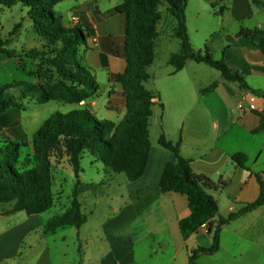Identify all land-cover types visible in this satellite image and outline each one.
<instances>
[{
  "label": "crops",
  "instance_id": "0c3cea01",
  "mask_svg": "<svg viewBox=\"0 0 264 264\" xmlns=\"http://www.w3.org/2000/svg\"><path fill=\"white\" fill-rule=\"evenodd\" d=\"M68 2L69 10L57 14L63 17L65 27L80 24L94 30L80 47L79 59L100 85L96 96L81 106H70V112L87 109L99 120L119 123L127 116L125 86L120 77L126 73L128 62L114 52L122 45L127 17L118 14L98 20L95 9L105 13L124 0ZM82 5L91 9L83 20L79 17L80 23H73L72 17ZM222 5L224 27L220 33L227 41L222 57L232 70L243 75L249 88L224 80L218 71V87L202 92L215 83L204 76L210 71L202 66L208 65L190 59L179 71L168 63L166 68L150 72L154 62L147 68L151 78L143 83L156 95L144 175L129 181L125 174H115L102 164L94 180H86L82 166L77 203L88 221L80 228L45 231L52 218L74 207L76 179L68 197L71 206L61 214L46 215L51 209L36 215L23 211L9 214L11 205L8 210H0V264H189L190 253L198 247H210L213 240L207 227L187 240L181 235L179 222L190 215L189 201L180 193L161 192L164 169L175 162L174 154L159 144L161 134L172 141L182 136V155L191 160L197 174L217 184L212 191L219 203L216 220L258 199L260 184L256 175L264 174V98L260 94L264 93V9L253 0H226ZM25 23L32 24L28 18ZM206 44L197 49L192 46L204 51ZM252 100L256 110L238 108L239 101L249 104ZM22 111L26 110L12 108L0 115V128L8 135L2 140L20 141L23 137L18 129ZM237 153L248 156L251 172L232 162L231 156ZM67 166L66 160L52 170L55 204H60L64 193L65 180L59 173ZM197 263L264 264V205L224 226L219 251L202 254Z\"/></svg>",
  "mask_w": 264,
  "mask_h": 264
},
{
  "label": "trees",
  "instance_id": "16d2710c",
  "mask_svg": "<svg viewBox=\"0 0 264 264\" xmlns=\"http://www.w3.org/2000/svg\"><path fill=\"white\" fill-rule=\"evenodd\" d=\"M97 2L98 0H92ZM214 9L219 8L220 14L225 11L222 5L226 0H205ZM61 0H0V30L2 28L1 13L22 3L28 8L27 18L32 22L36 32L51 42L60 43L63 56L69 61L68 66L60 67V74L67 81L82 87L81 95L74 103L89 100L99 93L100 85L92 72L76 57L81 45L93 35L90 26L77 24L65 27L63 17L55 12ZM217 2V3H215ZM258 6L264 1L253 0ZM175 19L173 36L180 40V52L171 55L168 63L182 70L188 60L204 63L219 71L224 80L240 84L248 89L243 75L232 70L225 58L216 60L206 44L204 51H196L191 43L187 24V0H124V3L105 13L95 9L98 20L112 18L118 14L127 17V30L122 45L117 47V55L128 62L126 73L120 77L125 86L123 95L126 99L127 116L119 123L99 120L87 109H76L69 113L52 114L35 133L32 148L34 165L31 167L17 165L23 148H28L26 141L12 139L0 141V204H9L7 213L23 211L28 215L42 214L49 211L55 204L53 192L52 170L55 164L68 162L73 169L76 185L73 190L74 207L64 214L52 218L45 231L51 232L66 226L82 227L88 217L77 203L80 177L83 172L82 160L86 153L101 162L106 169L115 174H125L129 181L140 179L147 168L151 148L150 123L153 116V100L156 95L144 86L151 75L147 68L156 60V48L160 34L158 26L162 21L160 7ZM91 6L82 5L76 9L77 15L83 20ZM80 23V22H79ZM21 27L17 24L4 39L0 34V54L7 58L21 57L9 47L15 32ZM74 53L71 57L69 52ZM260 70V68H255ZM218 87L215 82L202 92H210ZM259 94L258 91L252 90ZM264 98V93H260ZM14 108V107H11ZM3 107V110L11 109ZM5 126V125H4ZM159 144L171 151L175 162H170L164 169L160 181L163 194L180 193L187 196L190 215L179 222L184 240L208 228L213 243L210 247H198L190 253L189 264H198L199 257L213 255L220 249L222 228L264 205V174H257L260 184V195L252 203L231 213L228 217H220L219 203L212 191L215 184L209 177L197 174L192 168L191 160L182 155V136L176 141L169 140L161 134ZM237 166L251 172L248 167V156L237 153L231 156Z\"/></svg>",
  "mask_w": 264,
  "mask_h": 264
},
{
  "label": "rangeland",
  "instance_id": "374dc122",
  "mask_svg": "<svg viewBox=\"0 0 264 264\" xmlns=\"http://www.w3.org/2000/svg\"><path fill=\"white\" fill-rule=\"evenodd\" d=\"M22 5L20 3L1 13L0 34L4 39L9 38L14 27L21 23V27L15 32L13 42L9 45L21 57L7 58L0 54V115L9 110H3V107L8 106L26 110L20 112L23 119L21 128L18 129L23 132V137L19 140L26 141L29 147L23 148L17 165L24 164L31 167L35 162V152L32 148L33 138L44 121L56 112L69 113L70 106H81L83 101L74 103L81 95L82 87L67 81L59 72L60 67L69 64L67 58L63 56L62 45L42 38L32 24H26L27 10ZM69 8L70 2L65 0L55 7V12H66ZM260 8L264 9V6ZM160 12L162 14V21L158 26L160 37L156 48L155 64L152 69H149L150 72L166 68L169 57L180 52L181 42L173 36L175 19L164 6L160 7ZM219 12V8L214 9L205 0H187L188 33L193 46L197 49L207 43L212 48V54L216 60L223 58L222 47L227 43L223 33H220L224 24ZM80 47L76 52L78 58ZM69 54L74 57L72 51ZM202 67L210 71L204 76L215 82L220 73L209 66ZM261 81L264 83V80ZM102 87L105 89V83ZM3 136L7 138V132L0 128V141ZM82 166L84 170L86 169V180H94L98 170L102 171L103 167L102 163L96 161L89 153L84 155ZM59 174L65 180L62 200L60 204H55L46 215L56 216L61 214L66 207L71 206L68 197L72 194L75 181L73 170L67 166ZM9 207V204H0V210H8Z\"/></svg>",
  "mask_w": 264,
  "mask_h": 264
},
{
  "label": "built area",
  "instance_id": "2783aa9c",
  "mask_svg": "<svg viewBox=\"0 0 264 264\" xmlns=\"http://www.w3.org/2000/svg\"><path fill=\"white\" fill-rule=\"evenodd\" d=\"M72 22H73V23H78V22H79V16L74 15V16L72 17ZM238 108H239L240 110H245V109L256 110V109H257V106H256L255 101H253V100L250 101L249 104H245V103H243V101H239V102H238Z\"/></svg>",
  "mask_w": 264,
  "mask_h": 264
}]
</instances>
